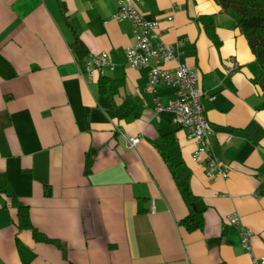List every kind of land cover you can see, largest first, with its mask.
<instances>
[{"label":"crops","instance_id":"obj_1","mask_svg":"<svg viewBox=\"0 0 264 264\" xmlns=\"http://www.w3.org/2000/svg\"><path fill=\"white\" fill-rule=\"evenodd\" d=\"M132 1L199 69L211 145L229 175L209 179L188 130L170 110L156 115L149 67L126 60L135 36L130 20L112 16L118 0H0V264H24L16 235L29 264H252L231 212L253 229L252 253L264 254V97L235 13L215 0ZM204 12L215 13L219 44L199 21ZM72 28L86 44L84 60L109 53L91 79L81 74ZM102 74L119 81L115 92L110 83L100 90ZM175 89L161 83L157 94L167 101ZM124 100L129 112L120 116ZM137 134L129 147L126 136ZM179 181L198 195L202 228L182 221L189 208ZM13 194L64 250L17 226Z\"/></svg>","mask_w":264,"mask_h":264},{"label":"built area","instance_id":"obj_2","mask_svg":"<svg viewBox=\"0 0 264 264\" xmlns=\"http://www.w3.org/2000/svg\"><path fill=\"white\" fill-rule=\"evenodd\" d=\"M118 2L119 7L112 14L113 18L130 20L135 36L133 42L126 48V60L134 66L149 67L146 90L151 93L156 115L160 116L165 110L172 111L175 121L184 126L196 140L194 157L203 163L208 178L227 177L230 169L211 145L210 137L214 127L205 114L201 100L199 69L179 59L176 42L159 37L158 18L145 17L132 0H118ZM169 60H175V65L160 64ZM231 60L236 67L237 60L233 58ZM108 62L110 59L106 50L90 54L84 60L85 66L81 68V74L91 79L95 74L102 73V66ZM161 83L176 87L175 95L167 101L161 100L157 94V87ZM231 137L232 135L228 134L226 139L230 140ZM140 138L139 134L126 136L128 146L134 147ZM227 220L237 225L241 244L252 254V264H264V254L256 255L251 251L250 239L254 233L253 229L246 225L236 212L229 213Z\"/></svg>","mask_w":264,"mask_h":264},{"label":"trees","instance_id":"obj_3","mask_svg":"<svg viewBox=\"0 0 264 264\" xmlns=\"http://www.w3.org/2000/svg\"><path fill=\"white\" fill-rule=\"evenodd\" d=\"M221 10L233 11L236 15L237 26L239 30L245 34L249 45L255 55L260 72L253 77V81L261 90L264 97V0H215ZM64 7V6H63ZM67 21L68 15L63 9ZM203 29L214 43L219 44L221 39L217 33V21L214 12H204L199 15ZM73 29V28H72ZM74 38L71 42L79 61L84 60L87 55V47L80 35L73 29ZM100 90L105 91L107 84L110 83L112 93L115 92L119 81L112 79L109 76L102 74L99 76ZM116 110L120 116H125L129 112L126 100L120 105H116ZM123 109V110H122ZM169 136V135H168ZM167 136V137H168ZM92 157L87 154L85 170L91 169ZM172 167V166H171ZM173 169V167H172ZM182 196L188 205L189 211L183 217L182 221L187 229L194 230L202 228L204 225L203 210L204 208L197 206L198 195L195 194L188 185H183L179 181ZM4 187L0 186V191ZM46 193H49V188L46 187ZM12 202L17 208V226L19 228H29L36 240L54 242L59 247H62L58 238L52 237L41 231L31 220L29 213V205L20 200L16 195H12ZM17 246L24 264H29L23 245L20 238L16 235ZM64 250V249H63Z\"/></svg>","mask_w":264,"mask_h":264},{"label":"rangeland","instance_id":"obj_4","mask_svg":"<svg viewBox=\"0 0 264 264\" xmlns=\"http://www.w3.org/2000/svg\"><path fill=\"white\" fill-rule=\"evenodd\" d=\"M233 12V11H232Z\"/></svg>","mask_w":264,"mask_h":264}]
</instances>
